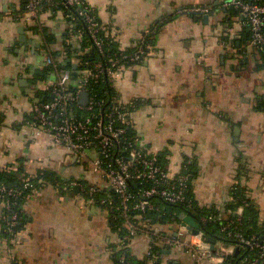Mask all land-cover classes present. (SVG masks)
Wrapping results in <instances>:
<instances>
[{"label":"crops","instance_id":"obj_1","mask_svg":"<svg viewBox=\"0 0 264 264\" xmlns=\"http://www.w3.org/2000/svg\"><path fill=\"white\" fill-rule=\"evenodd\" d=\"M85 1L118 50H131L148 36L150 54L125 66L116 86L120 100H139L132 122L144 149L163 160L172 176L193 162L198 206L223 211L238 187L263 223L264 67H257L246 25L227 5L230 0ZM23 2L0 0V170L20 167L28 176L45 170L55 184L24 202L25 222L15 238L6 235L0 204V264H115L118 234L105 209L78 189L63 188L67 182L101 180L25 122L51 76L43 65L45 44L18 17ZM190 8L207 11H185ZM44 19L56 37L47 44L52 56L79 45L70 15L46 11ZM147 244L142 235L129 248L140 259ZM163 259L191 264L174 250Z\"/></svg>","mask_w":264,"mask_h":264},{"label":"built area","instance_id":"obj_2","mask_svg":"<svg viewBox=\"0 0 264 264\" xmlns=\"http://www.w3.org/2000/svg\"><path fill=\"white\" fill-rule=\"evenodd\" d=\"M24 2V10L18 17L28 24L38 26L33 33L47 48L43 65L52 68L54 73V79L45 86V93L50 98L34 103L25 122L36 136H47L53 145L64 147L76 160L86 163L90 171L101 180V184L90 183L87 186L83 181L67 182L63 188L78 189V194L86 201L101 205L109 220L120 219L126 233L123 236L118 235L117 249L129 247L134 238L143 235L148 238L143 257L150 255L151 242L155 241L165 250H174L186 255L191 264H231L225 261L235 247L219 245L214 250L210 243L204 240L199 228L194 234L181 222L170 225L167 231H162L158 225L151 226L150 219L142 217L140 221L136 219L138 215H132L149 211L160 212L157 201L168 205H184L186 211L182 213L192 215V200L188 196V174L180 171L175 176L170 175L168 170L163 169L158 160L144 149L136 134H132L130 117L137 99L122 101L116 95H111L97 100L93 89L88 87L89 83L101 82L110 88H116L123 74L124 64L140 61L150 54L146 35H142L131 50H118L117 55L109 57L105 46L108 40H112L113 35H109L99 24L93 9L85 0H64L62 4L73 11L72 15L68 14L72 22L71 34L78 42L87 43L83 51H71L74 55L69 59L70 63L80 65V56L88 54L89 51L97 56L88 68L80 71L81 78L74 91L70 92V71L58 69L60 63L51 55L41 29L46 12L42 8L56 5L55 0ZM227 5L236 9L243 18L244 24L251 31L256 48H263L264 4L230 0ZM185 11L205 12L207 9L190 8ZM67 55L66 51L61 52V58H66ZM82 93L87 94L85 104L81 103ZM12 169L13 166L3 168L5 171ZM43 186L42 179L38 178L36 182H32L30 177L22 179L21 189L7 188L0 182L2 222L5 232L11 238L21 233V230L14 232L19 220L18 214L12 209L16 203L12 198L22 196L26 201L30 196L38 195ZM26 189L28 192L22 195ZM235 213L240 217L242 209L238 208ZM210 219L200 217V222ZM196 221L199 226V221ZM233 223H226L223 230H228V235L236 238L238 246L257 250L259 256L264 257V239L259 240L255 236L246 238L240 231L232 232L230 227ZM118 261L119 264H129L123 254H120ZM149 264H154V260L151 259ZM248 264H257V259L249 261Z\"/></svg>","mask_w":264,"mask_h":264},{"label":"trees","instance_id":"obj_3","mask_svg":"<svg viewBox=\"0 0 264 264\" xmlns=\"http://www.w3.org/2000/svg\"><path fill=\"white\" fill-rule=\"evenodd\" d=\"M64 0H55L56 5L51 6H44L42 8L43 11L48 12H55L62 10L65 14L72 15L73 11L72 8L65 7L62 2ZM246 1H254L258 2L260 4H264V0H246ZM25 2H23L22 5V12L24 10ZM233 8V7H231ZM238 12V11H237ZM77 26H79L77 24ZM31 30H37L38 26L36 24H30ZM246 28L248 30L249 41L252 43L253 47L255 48V57L257 59V67L263 68L264 67V47L263 48H256V46L253 43L252 35L249 27L246 25ZM42 34L43 39L45 40L48 45L56 42V37L53 33H51L45 26L42 28ZM146 37V41L149 43L148 36ZM248 42V41H247ZM87 43L85 41H82L77 45L76 48L69 47L66 48V52L68 53L66 58L58 57V51H54L52 54L55 58V60L60 63L58 64V69H68L70 71V77H71V83L68 85L69 91H74L77 83L79 82L81 78L80 71L88 68L91 64V62L95 61L97 59V56L95 53H91L90 56L86 57L85 54H82L80 57L82 58L81 64L76 66L75 68L72 67V63L68 61L76 51L78 52L83 51L85 45ZM106 54L109 57H113L117 55L118 49L116 44L112 40H108L105 46ZM73 51V53L71 52ZM60 56V54H59ZM145 58H142V60ZM140 61L134 62V63H126L125 66H131L133 64H136ZM45 75H50V80L52 81L54 79V73L53 69L50 67L44 68ZM89 88L93 89V94L95 95L97 100H100L102 98H107L111 95H117L116 88H110L106 86L104 83L98 82V83H89ZM50 98L49 95L46 93L44 94V97L42 100H48ZM139 100H136V106L134 110L131 112V122H132V113L135 111V109L138 107ZM262 105H264V101H262ZM133 126V122H132ZM132 134H135L134 131ZM158 163L163 169L166 168V163L163 162V160L158 159ZM87 165L86 163H84ZM183 167V165H182ZM181 167V172H185L188 174V196L192 200V210L191 213L194 216L196 220L199 221V229L202 231L203 238L205 241L209 242L210 245L214 250H216L219 246V244H223L226 247L234 246L233 253L229 255L226 258V263L231 264H248L249 261L257 259V264H264V257L259 256L257 250H248L246 248H242L241 246H238V242L234 236L228 235V230H223V227L226 223H229L230 221H233V225H231L230 229L233 231H240L244 237L251 238L255 236L259 240L264 239V222L259 224L257 221L258 217V210L255 204H253L244 194L243 189H240L238 187H234L230 193L231 200L226 203L225 209L223 211L216 210L214 208H206V207H200L197 205V203L194 200L193 194H192V180L195 177L194 172V165L191 161H186L184 163V167ZM24 177H30L32 182H36L38 178L43 180V184L45 187L46 185L53 184L52 177L53 175L43 170L40 171L36 177L34 175H27L24 174L23 168H18L16 170H0V182H3L7 188H22V179ZM55 184V183H54ZM53 184V185H54ZM85 186L89 185V183L83 182ZM28 192V190H23L22 195H25ZM12 200L15 203L14 206H12L13 211H15L18 214V224L14 228V232H18L22 229L23 224L25 222V217L23 214L22 206L24 204V198L22 196H18L16 198H12ZM158 206L160 207V212L155 211H149L144 214L142 213H133L132 215H138L137 220L140 219L142 221V217L144 219H150V224L152 225H158L162 231H167L166 229L170 227V225L178 224L182 222V219L179 218L180 213L186 211L185 206L183 205H168L164 204L160 201H157ZM238 208L242 209V214L240 217L237 216L235 213ZM200 217H210L211 219L205 222H200ZM238 218V219H237ZM109 223L113 230L117 232L118 235L123 236L125 235L126 231L124 230L122 226V222L120 219H113L110 218ZM6 235H8L6 233ZM9 236V235H8ZM117 247V246H116ZM167 252V250L164 249V247L158 246L155 241L151 242V249H150V255L144 256L142 258H138L135 255L132 254L129 247H124L123 249H117L114 253V262L115 264H119L118 257L120 254H123L125 256L126 261L129 264H149V261L152 259L154 260V264H166L164 262V254Z\"/></svg>","mask_w":264,"mask_h":264},{"label":"water","instance_id":"obj_4","mask_svg":"<svg viewBox=\"0 0 264 264\" xmlns=\"http://www.w3.org/2000/svg\"><path fill=\"white\" fill-rule=\"evenodd\" d=\"M204 19H206V17H204ZM92 51H89L88 54H85L86 57H88L91 54ZM72 67L75 68L76 64L72 63ZM87 97V94L82 93L81 94V103L85 104V99ZM179 218L182 219V223L183 225L192 233L196 234L197 233V229L199 228L198 223L196 221V219L191 215H185L184 213H180ZM168 252V250H167Z\"/></svg>","mask_w":264,"mask_h":264}]
</instances>
